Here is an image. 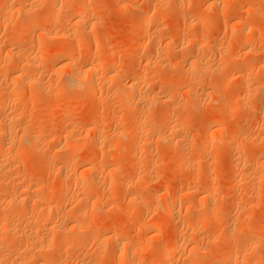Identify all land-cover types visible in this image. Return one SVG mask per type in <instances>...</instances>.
I'll list each match as a JSON object with an SVG mask.
<instances>
[{
    "label": "rangeland",
    "instance_id": "obj_1",
    "mask_svg": "<svg viewBox=\"0 0 264 264\" xmlns=\"http://www.w3.org/2000/svg\"><path fill=\"white\" fill-rule=\"evenodd\" d=\"M28 3L31 5L29 4V6ZM68 3L65 4L66 8L62 9L63 12L57 10L58 12L55 14H60L55 15L54 12L56 11L50 9V0H0V8L13 4L12 6L16 7L13 13L19 8L18 5L20 7L25 4L28 5V8L25 7L27 5L24 6L26 12L19 13L16 11L17 14L14 13L10 17L12 21L9 20L12 26L11 29L10 27H7V29H10L11 32L7 31L6 28V31L0 28V59H3L2 55L5 52L4 48L6 46H3L9 41L8 38H5L6 36H14L15 41H13V44L22 51L23 55L28 52L29 54L32 53L30 54L32 57L36 54L35 52H40L43 47L44 51L41 52L45 54L39 60V64L37 63L36 71L35 66H29L35 71H32L33 74L31 72L32 76L28 74L29 70L26 69V74L34 80L29 78L30 80L28 79L25 82L26 85H31L34 82L45 83L48 80L52 82L54 80L56 84H62L65 80L67 82V79H70L72 63H76V66L74 64L73 66H75L74 70L78 72L79 69V71H82L81 68L83 69L86 63L97 61L96 59L104 56H110L109 59L114 60L113 65L118 61L116 62L117 65H112V70H115L114 72L118 75L120 74L121 84L128 82L130 79L139 78L140 82L141 80L142 82L147 81V84L141 82L142 89L146 86L144 87L146 92H150L151 88L154 92L157 91L152 94L158 98L157 105V101L150 104L148 98H145L146 100L142 99L146 103L148 102V106H145L146 109H153V112L151 109L148 111V114H152L146 115V120L149 121L147 123L152 126L155 124L154 127L157 129L155 130L153 127L154 129H149L147 132L144 125L142 127L132 126L131 123L137 116L140 107L137 108L135 105L132 107L130 104L127 107L130 111L123 109L121 106L122 100L127 98L128 92L107 91L109 86L106 83L107 81L99 82H102V85L99 86L100 90L97 89L98 85H96L98 92H87L83 83H81L82 79L79 85H76V87L75 84L73 85L75 88L70 85L68 87L70 91L67 88V92L66 90L62 91V93L53 96L52 99L47 97V90L45 94H43V90H40L43 91L42 94H40V91L35 93L31 91L35 89L29 88L28 85L29 89L26 87L20 98L16 100V104L13 102L14 106L24 110L20 109V112L19 108L12 109L15 111V115H17L16 113L20 115L19 120L22 121L23 119L26 122L29 120L27 123L23 122L27 129L23 128V132L20 131L21 133L17 131L19 133L14 136L17 143L20 142L17 140L21 137L20 140L24 145L23 143H16L21 148H15L12 151V157L11 154L9 157L10 164L5 163V170L11 172L4 170L5 173L1 174L3 176L6 173H11L12 178L20 179L23 177L24 181L27 180L30 185L24 195H29L30 190L32 192L36 185L44 188L46 194L41 199H47L54 207L56 214L59 217L63 216L64 219L49 218L46 224L43 219L47 218V215H43L37 224L31 223V227L21 223L16 211H0V218L2 219L0 230L6 231L8 237L0 238V252L9 251L8 253L12 255L21 253L24 256L26 253V260L22 258L25 262L20 261L24 262L23 264H40L39 262H42V264H131L132 262V264L134 262L136 264H264V0H86L89 12L90 10L95 12L96 17L92 19L95 25L91 26L92 31L87 29L82 32L81 30L78 31L75 26L73 28L83 33L87 50L83 47L79 48L76 45L77 41H73V37L68 41L60 36L50 40L49 37H46L47 34L44 33L45 31L49 33L54 30V26L56 27L55 30H66V28L68 31L71 30L70 24L65 23L61 26L63 17L70 16L76 5L72 2ZM131 3L136 5L132 7ZM68 6L69 9L71 7L70 10ZM27 12L37 21L30 26L28 31L19 33L18 27L25 25L23 21H25V17H28V15L22 17V14L25 15ZM52 12L54 15L47 19V16ZM19 14L21 15L20 18ZM149 14L152 17L148 20ZM83 15L86 17V14ZM51 20L56 21L58 24H53L54 22H51ZM245 24L251 28L250 31L252 32L250 34L253 41L246 46H242L240 42L244 36L240 32ZM73 28L72 30H75ZM155 30L157 31V38ZM87 31L91 37L87 34ZM154 31L155 38L151 36ZM42 33L45 34L44 37ZM39 39L41 40L39 42L43 41V44L41 47L39 45L38 49L36 46ZM152 39L156 40L155 42L160 41L155 43ZM189 40L192 43L195 42L194 47H191ZM95 41L97 42L95 44L103 48L102 51L93 50L91 46ZM166 42L171 45L173 43V45L168 46ZM184 42H188L186 46ZM180 43H184V45L181 46ZM196 43H201L198 46L202 47L200 50L198 49L199 51L196 49L198 48ZM62 46L73 51L74 54L61 61V63L59 60L62 57L58 52V48H62ZM1 48L4 52L1 51ZM154 48L156 49L154 50ZM177 48H179V52L181 51L180 53ZM28 53L26 56H29ZM196 54H198V57L200 55L201 58L199 57V59L202 64L211 65V68L207 71V75L200 80L185 78L182 70H185L187 65L184 62L186 63L191 56ZM180 55L183 57L184 67L182 60L179 62ZM75 57L79 59L77 58V60ZM176 58L179 63H176ZM158 61L159 63H157ZM144 62L149 63V65H144ZM154 62L158 66H155ZM238 62L244 63L245 67L238 70L235 66ZM0 66H2L1 60ZM53 69L57 71L55 72ZM141 69H146L144 70V73H146H143L142 76L143 78L146 77L145 80L140 76V74L142 75L141 71L143 72ZM9 71L8 68L0 67L1 85L5 84L3 80L10 77L8 76ZM97 71L100 72L99 75L104 72L101 69ZM36 72L38 75H35ZM180 73H182L183 79ZM40 78L42 82H40ZM7 80H5V86L10 84ZM103 83L108 86H103ZM147 85H150L149 89ZM103 89L106 93H114L109 94L111 100L109 95L104 94ZM189 91L192 93H187ZM30 92L32 93L31 99L35 98V94L46 96H42L44 100L46 98L45 102L38 95L40 100L37 101V98L34 100H36V105L39 106H36L35 103L32 105L29 97ZM161 94L167 97L170 94L172 95V99L167 98L169 104L161 101L164 99V97L158 96ZM119 95H121V98H119ZM2 96L4 98L1 93L0 97L2 98ZM112 96L114 100H112ZM243 96L246 100L249 99L250 103L248 102L245 108H240L241 111L235 119L230 121L227 107L223 106V108L217 103L222 100L221 102L226 103L227 106L234 104L239 106L242 103V99L239 97L243 98ZM161 97L162 99L159 100ZM100 98H102L101 101ZM28 101L29 103H26ZM116 101H118V104L115 103ZM113 102L121 107L114 105ZM41 104H44V106ZM117 107L120 112L116 109ZM134 107L137 108V111L133 110ZM11 108H13L12 104L8 109ZM8 109L2 113L8 114L10 112L9 115H11L13 111ZM12 114L14 115V112ZM113 118H116V120L113 121ZM215 118L217 121L220 120V123L217 124L218 122H216L217 126L213 125L207 131L209 129L217 130V133L212 136V139L208 138L211 146L202 153L200 146L204 141V128L211 122V119ZM117 120H119V124L116 122ZM39 123L44 125H41L42 128L38 132L40 136L43 135L41 138L42 144L34 151L25 137L36 132L35 129L40 125ZM174 124L182 127V134L175 132L174 135L171 128L169 127L170 130L167 128V126H174ZM68 125L73 128L71 133L66 132L65 128ZM94 128L98 134L101 135L102 132L105 135L101 136V138L105 137L102 141L105 145L99 143L100 146L96 144V147L91 144L94 143L92 140H94L93 137L96 134V130L93 131ZM141 129L146 130L142 131ZM64 131L67 136H65ZM114 133L119 137L114 136ZM179 133L181 138L178 137ZM19 135L21 136L18 139ZM57 135H60L61 138L54 142L52 137ZM172 135L177 136L176 139L173 138L174 141H172ZM67 138H69V141ZM170 138L173 143H171ZM227 139H230V141ZM82 140L84 141L82 142ZM104 140H108L109 144ZM177 140H179V143H176ZM69 143L71 146L76 145L79 151L74 152L72 155L66 154L65 151ZM137 147L141 150L135 149ZM59 149L65 159L77 166V175H84L86 180L89 181L87 183L88 186L93 187V193L82 194L78 190L79 188L76 189L77 187L70 185L68 178L64 181L67 182L66 186L59 183L61 174L59 175L60 168L57 166H60V164L55 160L57 159L55 155L60 154ZM84 153H88V157L93 154L92 162L88 163L86 161L88 157ZM101 155L103 156L101 157ZM47 157L50 158V163L45 162L48 159ZM235 162L237 163L236 166ZM101 166L114 167L113 169L117 170V179L111 180L105 170H102V173L100 170L99 175L92 179L91 174H88V168L93 173ZM234 167H238L235 168V170L237 169L236 173H240H237L238 179L245 176L247 178L248 175L249 178L247 181L242 178V181L238 180L239 182L230 186L228 181H230L232 173H235ZM217 171H220V177L213 184V177L217 174ZM194 176L195 178H192ZM128 180H131V182L128 183ZM123 181H127V184ZM1 182L2 179L0 180V197L2 199L5 194L10 193L12 187H9L11 184L9 180L5 181V185ZM31 184L34 188L31 187ZM67 186L69 187L67 188ZM180 190H187L184 193L188 192L189 194L179 197ZM59 194L61 199L56 201L55 198ZM73 194L77 198L76 201L72 198ZM52 196L55 198H52ZM62 196L64 197L62 198ZM68 198L71 201L74 199L76 203L73 202L72 205ZM141 198H143V202L140 201ZM82 199L84 202H82ZM173 200H176V205L174 212H172L174 217L171 218L170 214L165 211V203ZM79 202L81 204H78ZM210 203L213 206V209L209 210L210 212L201 210L203 206L206 209V204L208 206ZM76 204H78V207ZM85 215L86 219H84ZM71 219L84 224V228L73 229L70 235L65 237L62 231L66 230L64 227L72 222ZM12 222L16 223L14 229L12 228ZM30 227L31 230H36L35 232L39 233V238L41 234H50V243L46 240L48 246L45 245V242H40L41 238L40 240L35 238L37 240L35 242L31 240L28 246L27 239L23 238L18 231L24 229L27 233ZM122 227L124 230L122 232L118 231ZM55 228L60 229V233L63 234L58 233L55 234L56 236L51 234V232H59L55 231L57 230ZM231 229H235L236 234L228 235V231ZM15 232H18L20 236L14 234ZM39 242L47 248L42 247L43 250L42 248L37 251L32 250V255L31 253L28 254L27 248L38 246L40 245ZM175 242H178L177 244L182 247L174 254L168 255V250ZM45 249L47 251L49 249V251L47 252ZM119 255L121 256L119 257ZM10 260V258H0V264L19 263Z\"/></svg>",
    "mask_w": 264,
    "mask_h": 264
},
{
    "label": "bare ground",
    "instance_id": "obj_2",
    "mask_svg": "<svg viewBox=\"0 0 264 264\" xmlns=\"http://www.w3.org/2000/svg\"><path fill=\"white\" fill-rule=\"evenodd\" d=\"M6 2V1H5ZM68 2H72V3H75L76 5L74 6V7H72V8H74V10H72L71 12H72V14L68 17V16H66L65 18L63 17V20L61 21V26H63V24L65 25V23L66 24H70V26H71V30L70 31H68V29L66 28V30H64V29H61V30H55L56 29V27L54 28L53 27V29L54 30H51L49 33H47L46 31L44 32L45 34H47V36L46 37H49L48 39H52V38H54V37H56V36H60L62 39L64 38V40H69L70 38H72L73 37V41L75 40V42L77 41V43H76V45H78L79 46V48L80 47H83V48H85L86 46V41H85V37H84V35H83V33L82 32H84V30L86 31L87 29H92V25H95V22H94V24H93V22H92V19L94 18L95 19V12H93L94 10H90V12H89V10H88V5L86 4V0H50V9H51V11H56V12H54V14L55 13H57L58 11H62V9H65L66 8V6H65V4L66 3H68ZM88 2V1H87ZM4 3V2H3ZM19 3V2H18ZM22 3V2H21ZM26 3V2H25ZM49 3V2H48ZM20 4V3H19ZM23 4H24V2H23ZM23 4H21V5H23ZM30 3H28V5H29ZM69 4V3H68ZM13 5V4H12ZM4 6L3 8H0V28H3L5 31H6V29H7V27L9 28L10 27V29H11V26H12V23L10 22V20L9 19H11L10 17L12 16V14L14 15V13H15V15L17 14V12H19V13H24V11L26 12L27 10H25L24 8L25 7H27L28 8V5L27 4H25V5H27V6H19L18 5V9H16V11L13 13V10H15L14 8H16L15 6ZM31 5V4H30ZM29 5V6H30ZM71 5V4H70ZM69 5V6H70ZM136 4L135 3H131V6L132 7H134ZM48 6H49V4H48ZM69 6H68V9H69ZM121 6V5H120ZM23 7V8H22ZM26 8V9H27ZM95 8V7H94ZM67 9V10H68ZM70 9H71V7H70ZM69 9V10H70ZM29 10V9H28ZM58 10V11H57ZM152 10V9H151ZM23 11V12H22ZM65 11V10H64ZM29 12V11H28ZM27 12V13H28ZM32 12V11H31ZM63 12V11H62ZM153 12V11H152ZM25 13V15L24 14H22V17L23 16H26V15H28V17H25V21H23V23H25V25H20V27H18V32L19 33H23V32H25V31H28V29L30 28V26L32 25V24H34L37 20H35V19H33L31 16H30V14L28 13ZM53 14V12H52V14H49L48 16H47V19H49L50 17H52V15H54ZM60 13H58V14H55V15H59ZM61 14H63V13H61ZM83 14H86V17H84V15ZM20 15V14H19ZM65 15V14H64ZM62 16V15H61ZM21 17V15L19 16V18ZM31 17V18H30ZM68 17V18H67ZM151 17L152 16H150V14H149V16L147 17L148 18V20L149 19H151ZM19 18H17V19H19ZM26 18H27V20H26ZM67 18V19H66ZM22 19V18H21ZM24 20V19H23ZM11 21H12V19H11ZM20 21V20H19ZM47 21V20H46ZM20 22H22V21H20ZM19 22V23H20ZM39 22V21H38ZM51 22H54L53 24H55V25H57L58 23L56 22V21H52L51 20ZM51 22H49V23H51ZM56 22V23H55ZM245 23V22H244ZM243 23V24H244ZM17 24V23H16ZM242 24V25H243ZM53 26V25H52ZM59 26V25H58ZM57 26V27H58ZM75 26V28H78L77 30L79 31V30H81L82 32H78V31H76V29L75 28H73ZM17 27V26H16ZM6 28V29H5ZM60 28H63V27H60ZM72 28L73 29H75V30H72ZM239 28H240V26H239ZM10 29H7V31L9 30L10 31ZM17 29V28H16ZM58 29H59V27H58ZM2 30V29H1ZM14 30V29H13ZM50 30V29H49ZM240 30V29H239ZM251 30V28H249L248 26H247V24H245L244 26H242V29H241V32L240 33H242L243 34V36H244V38L243 39H241V45L242 46H246V45H248V44H250L253 40V38L251 37V34H250V32H252V31H250ZM17 31V30H16ZM35 31V30H34ZM92 31V30H91ZM156 31V30H155ZM155 31L154 32H152L151 34H153V35H151V36H154L155 34H156V38H157V31H156V33H155ZM182 31V30H181ZM254 31V30H253ZM11 32V31H10ZM14 33V32H13ZM93 33V32H92ZM155 33V34H154ZM44 34V35H45ZM87 34L90 36V34L88 33V31H87ZM180 34V33H179ZM42 35H43V33H42ZM44 35H43V37H44ZM85 35H86V33H85ZM183 35V34H182ZM237 35H238V33H237ZM87 36V35H86ZM149 36V35H148ZM45 37V38H46ZM91 37V36H90ZM241 37V36H240ZM5 38H8L7 40H9L8 41V43H3L4 44V46L3 47H5L4 48V50H5V52H4V50H3V48H1V51L3 50V52H4V56L2 55V57H3V59H0L1 60V64H2V66L4 67V68H8V69H10V73L8 74V76H10V77H8L7 79H5V80H7V82H10V84L9 85H6L5 86V84H6V82H5V80H3L4 82L3 83H5V84H3V85H1L0 84V94L2 93V95H4V98H3V96H2V98H1V100H0V176L2 177H0V180L2 179V182H1V184L3 183H5V181H10L11 182V184H10V186L9 187H12L11 189V191H10V193L8 192V194H5L4 196H3V198L1 199V197H0V211H16L17 213H18V216H19V218H20V221H21V223H24L25 225H30L31 223L33 224H37V222H39L40 221V219H41V217L43 216V215H47V218L45 219H43V221H45V223L47 224V220L50 218V219H53V218H56L57 220H63L64 219V217L63 216H58V214H56V212H55V209H54V207H52L51 206V204L47 201V199L46 200H43V199H41L42 197H44L45 196V194H46V192H45V189L44 188H42V187H38L39 185H36L35 186V188H34V186L32 185L31 187H33L34 189H33V191L31 192V190H30V192H29V195H24L25 193L24 192H26L27 191V189H28V187H29V185H30V183L29 182H27V180H23L22 178H18V179H15L14 177L12 178L11 176H12V174L11 173H6L5 175H3L2 176V174H4L5 173V168H6V164L5 163H7V164H10V159H9V157H10V154H11V157H12V151L15 149V148H21L20 147V145H17V144H22L23 142H22V140H20L21 139V135H19L18 136V139H19V137H20V139L19 140H17L19 143H17L16 141H15V138L16 137H14L15 135H17L20 131L21 132H23V128H25L26 127V125H25V123H27L26 122V120L25 121H23V119H22V121L21 120H19V114L18 113H16L17 115H15V111H13L15 108H19V107H16V106H14V103L16 104V100H18L19 98H20V96H21V94L25 91V89H26V87L28 86L29 88H34L35 90H31L32 92H35V93H38L40 90H43L44 91V93H43V91L41 92L40 91V94H45L46 93V90H47V93H46V95H48L47 97H51V99H52V97L53 96H56L58 93H62V91H65L68 87H70V85H74L75 84V87H76V85H79L80 84V82L82 81V79H83V81L81 82V83H83V85H84V87H85V90L87 91V92H98V90L97 89H99V86H100V84L102 85V82L101 83H99L100 81H103V82H105V81H107L106 83H108V85L106 84V85H104L105 83H103V86H108L107 87V91H117V90H119V91H122V92H128V96H127V98L126 99H120V100H122L123 102H122V104H121V106H122V108L123 109H127V107H128V105H132V107L135 105V106H137V108H138V106L140 107L139 108V110L137 111L136 109V107H134V109L133 110H136L137 111V116L133 119V121H132V126H136V127H142V125H144L145 127H146V129H141L142 131H147L148 132V130L150 129H154L155 127V124L152 126V125H149L147 122H149L148 120H146V115L148 114V111H149V109H151V108H148V109H146V107L145 106H148V102L146 103V99L145 98H148L149 99V103L151 104V103H153V102H155V101H157V103H156V105L158 104V98H156V97H154L155 95H152V94H154V93H156V92H154L153 90H152V88L150 89V92L152 91V93H150V92H146L145 91V88L144 87H146V86H144V84H143V89H142V84H141V82H142V80H141V82H140V80H139V78H136V79H128L129 81L128 82H123L122 84L120 83V77H119V75L117 74V73H115L114 71L115 70H112V67L113 66H115V64H116V62H118V61H116L115 62V64L113 65V61L114 60H112V58H110L109 59V57L108 56H104V57H101L100 59L98 58V59H96L97 61H94V62H91V63H89L88 62V64L86 63L84 66H83V63H82V66H83V69L81 68V70L82 71H79L78 70V72L77 71H75L74 70V67L76 66L75 64L76 63H72L71 65H72V70L70 71L71 73H70V79H67L68 81L67 82H62V84H56L55 82H54V80H53V82L52 81H47V82H42V79H41V81L40 82H42V83H37V82H34L33 84H28V85H26V80H28L29 78H31V77H29L28 76V74H30V76H32L31 75V72L35 69V71H36V68H37V63L39 62V60L44 56V52H41L44 48L42 47L41 48V50H40V52L39 51H37V52H35L36 54H34V56H32L31 57V55L30 54H32V53H28L29 54V56H26V54L27 53H25L24 55H23V53H22V51L21 50H19L18 48H16L15 47V45L13 44L14 42L13 41H15V38H14V36H6ZM58 38V37H57ZM104 38V37H103ZM154 38H155V36H154ZM235 38H236V36H235ZM1 39V38H0ZM47 39V40H48ZM55 39V38H54ZM149 40H150V37L148 38ZM175 39V38H174ZM53 40V39H52ZM92 40V39H91ZM170 40H172V39H170ZM195 40V39H194ZM193 40V41H194ZM239 40V39H238ZM4 41V40H3ZM2 41V42H3ZM6 41V40H5ZM37 41V40H36ZM35 41V42H36ZM39 41H41L40 39L38 40V45H37V43H35V45H37L36 46V48L40 45V47L42 46V44H43V41L42 42H39ZM93 41H94V39H93ZM97 41V40H96ZM93 42V45L91 46L92 48H93V50H96V51H98L99 52V50L100 51H102L103 50V48L102 47H100L99 45H97V44H95V43H97V42ZM152 41H154L153 39H152ZM156 41V40H155ZM154 41V42H155ZM158 41V40H157ZM160 41V40H159ZM159 41L158 42H155V43H159ZM173 41V40H172ZM176 41V40H175ZM234 41V40H233ZM240 41V40H239ZM92 42V41H91ZM189 42H191L190 40H189ZM167 43V42H166ZM176 43V42H175ZM178 43V42H177ZM185 43V46H186V43H188V42H184ZM184 43L182 44V43H180V44H182L181 46H183L184 45ZM192 43V42H191ZM190 43V45H192L191 47H194L193 45H195L194 43L195 42H193L192 44ZM32 44V43H31ZM88 44V43H87ZM154 44V43H153ZM168 44V46H170L171 44L170 43H167ZM201 45V43H196V47H198V46H200ZM203 44V43H202ZM34 45V44H33ZM109 45V44H108ZM155 45V44H154ZM172 45H173V43H172ZM171 45V46H172ZM188 45V44H187ZM189 45V46H190ZM204 45V44H203ZM202 45V46H203ZM45 46V45H44ZM47 46V45H46ZM102 46V45H101ZM159 46V45H158ZM165 46L167 47V45L165 44ZM180 45L178 46L179 48L181 47ZM184 46V47H185ZM189 46H188V48H189ZM207 46V45H206ZM205 46V47H206ZM48 47V46H47ZM106 47V46H105ZM175 47V46H174ZM208 47H210V46H208ZM207 47V48H208ZM214 47V46H213ZM29 48V47H28ZM35 48V49H36ZM91 48V49H92ZM107 48V47H106ZM108 48H109V46H108ZM179 48H177V50L179 49ZM202 48V47H201ZM200 47H198V48H196L197 49V51H199L200 49H201ZM210 48H212V47H210ZM209 48V49H210ZM38 49H39V47H38ZM78 49V48H77ZM82 49V48H81ZM86 50H87V48H85ZM89 49H90V47H89ZM111 49V48H110ZM156 48H154V50H155ZM199 49V50H198ZM211 50H213V49H211ZM25 51V50H24ZM44 51V50H43ZM75 51H76V49H75ZM90 51V50H89ZM161 51V50H160ZM176 51V50H175ZM196 51V50H195ZM196 51V52H197ZM26 52V51H25ZM58 52L60 53V55H61V57H62V59H60L59 60V62H61V61H64V59H66V58H68V57H71V56H73V51H70V50H67V48L65 49L63 46H62V48H58ZM178 52H179V50H178ZM181 52V51H180ZM179 52V53H180ZM156 53V52H155ZM84 54V53H83ZM105 54V53H104ZM108 55H109V53H108ZM112 55V54H111ZM153 55V54H152ZM157 55V54H156ZM166 55V54H165ZM82 56V55H81ZM154 56H155V54H154ZM158 56V55H157ZM1 57V58H2ZM31 57V58H30ZM47 57V56H46ZM45 57V58H46ZM112 57V56H111ZM120 57V56H119ZM168 57H169V55H168ZM179 57H181V55L179 56ZM199 57H200V55H199ZM199 57H198V54H196L195 56H191L190 57V59L189 60H187V64L184 62V64L185 65H187L186 66V69L185 70H182L183 72V76H185V78L186 77H188V78H193V80H194V78H195V80H200V79H202V78H204L206 75H207V71L208 70H210V68H211V65H208V64H202V62H200V59H199ZM76 58V57H75ZM78 58V57H77ZM76 58V59H77ZM201 58V57H200ZM79 59V58H78ZM77 59V60H78ZM148 59V58H147ZM183 59V57H181V59H180V61L179 60H177V58L175 59V60H177V62L176 63H179V62H181V60ZM203 59V58H202ZM201 59V60H202ZM118 60V59H117ZM160 60V59H159ZM154 61V60H153ZM152 61V62H153ZM156 61V60H155ZM179 61V62H178ZM206 61V60H205ZM120 62V61H119ZM146 62V61H145ZM144 62V65H149V63H145ZM147 62H148V60H147ZM151 62V63H152ZM162 62V61H161ZM62 63V62H61ZM78 63V62H77ZM155 63V62H154ZM157 63H159V61L157 62ZM23 64H27V65H23ZM39 64V63H38ZM73 64L75 65V66H73ZM153 64V63H152ZM161 64V63H160ZM165 64V63H164ZM182 64H183V60H182ZM184 64H183V67H184ZM24 66V69H23V66ZM113 65V66H112ZM117 65V64H116ZM143 65V66H144ZM163 65V64H162ZM180 65H181V63H180ZM2 66H0V67H2ZM27 66H28V68H27ZM29 66H32V67H34V69H32V67H30L29 68ZM155 66H158V64H156L155 63ZM236 66V68L238 69V70H240L241 68H243V67H245V64L244 63H239L238 62V64L237 65H235ZM162 67V66H161ZM165 67V66H164ZM181 67V66H180ZM26 69H28L29 71H28V74H26ZM30 69H32V70H30ZM78 69V68H77ZM98 69H101V71H104L101 75H99L100 74V72L99 71H97ZM127 69V68H126ZM158 69H159V67H158ZM5 70V69H4ZM38 70V69H37ZM47 70V69H46ZM141 70H143V69H141ZM140 70V71H141ZM144 70H146V69H144ZM144 70H143V72L141 71V73H142V75L140 74V76L142 77L143 76V73H144ZM148 70H149V68H148ZM147 70V71H148ZM35 71H33V72H35ZM53 71H57L56 69H53ZM97 71V72H96ZM150 71V70H149ZM30 72V73H29ZM33 72H32V74H33ZM54 72V73H55ZM53 73V74H54ZM58 73V72H57ZM96 73H98V74H96ZM138 73V72H137ZM146 73V72H145ZM144 73V74H145ZM148 73V72H147ZM182 73H180V75H181V78L183 79V77H182ZM37 74V72L35 73V75ZM150 74H151V72H150ZM38 75V74H37ZM102 75H104L103 77H101ZM138 75V74H137ZM66 76V75H65ZM139 76V75H138ZM147 76V75H146ZM143 78V77H142ZM146 78V77H145ZM145 78H143L144 80H145ZM187 78V79H188ZM2 79V78H1ZM31 79H33V78H31ZM39 79V78H38ZM45 79V78H44ZM141 79V78H140ZM30 80V79H29ZM34 80V79H33ZM64 80V79H63ZM44 81V80H43ZM154 81V80H153ZM156 81V80H155ZM2 82V81H1ZM30 82V81H29ZM144 82V81H143ZM142 82V83H143ZM160 82V81H159ZM32 83V82H31ZM97 83H99V84H97ZM144 83H146L147 84V81H145ZM145 84V85H146ZM150 84V83H149ZM82 85V86H83ZM96 85H98V87L96 86ZM151 85V84H150ZM150 85H147L148 87V89H149V86ZM71 86V87H72ZM27 87V88H28ZM74 87V86H73ZM74 87V88H75ZM78 87V86H77ZM83 87V88H84ZM96 87H97V89H96ZM156 87V86H155ZM28 88V89H29ZM189 88V87H188ZM27 89V90H28ZM72 89V88H71ZM169 89H171L170 87H169ZM68 90H69V88H68ZM83 90V89H82ZM100 90V89H99ZM101 90H102V86H101ZM104 90V89H103ZM147 90V89H146ZM164 90V89H163ZM167 91H168V88L166 89ZM190 90V89H189ZM30 91V90H29ZM38 91V92H37ZM70 91V90H69ZM119 91H117L116 93H118ZM188 91V90H187ZM66 92H67V90H66ZM65 92V93H66ZM103 92V91H102ZM104 92H105V90H104ZM112 92V93H113ZM154 92V93H153ZM165 92V91H164ZM34 93V94H35ZM100 94H102L101 92H99ZM98 93V94H99ZM111 92H109V93H104L105 95H109V94H112ZM170 93H171V91H170ZM175 93V92H174ZM187 93H189V94H191L192 92L191 91H189V92H187ZM31 92H30V99H31ZM40 94H38L39 95V97L41 96V98H42V101H44L45 102V100H46V98H45V100L43 99V97L42 96H44V95H40ZM64 94V93H63ZM114 94V93H113ZM164 94V93H163ZM173 94V93H172ZM38 95L37 94H35L34 96H35V98H37V101L38 100H40V98L38 99ZM101 96V95H100ZM118 96V95H117ZM120 97L119 98H121V95H119ZM125 96H126V94H125ZM158 96H162V97H164V99L163 100H161L162 99V97L159 99V100H161V101H165V102H167V98H171V94H170V96L169 97H167L166 95H158ZM175 96H176V93H175ZM174 96V97H175ZM241 97H242V95H240ZM24 97V96H23ZM44 97H46V96H44ZM63 97V96H62ZM67 97V96H66ZM65 97V98H66ZM98 97V96H97ZM106 97V96H105ZM110 97H111V95H109V99H110ZM238 97V96H237ZM236 97V98H237ZM241 97H239L240 99H242V103L239 105V106H237V105H225L226 103H222L221 101L219 102V103H217L219 106H226L227 107V109H228V116H229V120L230 121H232V120H234L235 119V117L238 115V113H239V111H241L240 110V108H245V106H247L248 105V102L250 103V101H248V100H246L245 98H244V96H243V98H241ZM33 98V97H32ZM34 98V99H35ZM70 98V97H69ZM102 98H103V95H102ZM102 98H100L99 100L101 101V99ZM112 98H113V96H112ZM34 99H31V104L33 105L35 102H36V100H34ZM116 99V98H115ZM142 99H145L144 101H145V105H144V101L142 100ZM147 99V100H148ZM172 99V98H171ZM170 99V100H171ZM25 100V99H24ZM33 100H34V102H33ZM68 100V99H67ZM103 100H104V98H103ZM108 100V99H107ZM111 100V99H110ZM112 100H114V98L112 99ZM117 100H118V98H117ZM141 100H142V102H143V105H142V102H141ZM109 101V100H108ZM119 101V100H118ZM118 101H116L115 103H117ZM160 101V102H161ZM14 102V103H13ZM99 102V101H98ZM110 102V101H109ZM141 102V103H140ZM164 102V103H165ZM24 104H25V101L23 102ZM26 103H29V101L28 102H26ZM39 103V102H38ZM114 103V102H113ZM114 103V105H116ZM120 103H121V101H120ZM168 104H169V100H168V102H167ZM13 105V108H11L10 110H12L13 112H14V115L11 113V115H9V113L8 114H4V113H2V112H4V111H7L6 109H8L9 107H10V105ZM37 103H35V105H36ZM110 104V103H109ZM118 104V103H117ZM163 104V103H162ZM41 105H43L44 106V104H41ZM77 105V104H76ZM108 105V104H107ZM112 105V104H111ZM27 106V105H26ZM25 106V107H26ZM36 106H39V105H36ZM66 106V105H65ZM110 106V105H109ZM116 106H120V105H116ZM120 106V107H121ZM154 106V105H153ZM152 106V107H153ZM165 106V105H164ZM20 107H21V105H20ZM80 107V106H79ZM99 107V106H98ZM112 107V106H111ZM113 107H115V106H113ZM223 107V108H224ZM31 108V107H30ZM43 108H45V107H43ZM104 108H105V105H104ZM219 108V107H218ZM222 108V109H223ZM20 109H22V108H19V111L21 112V110ZM48 109V108H47ZM71 109V108H70ZM106 109V108H105ZM117 110H118V112H120L119 111V109H118V107L116 108ZM129 109V108H128ZM126 110V111H130V110ZM9 110V109H8ZM9 110V111H10ZM17 110V109H16ZM22 110H24V109H22ZM26 110V109H25ZM28 110V109H27ZM101 110V109H100ZM107 110H109V109H107ZM117 110H115L116 112H117ZM153 109H151V111H152ZM150 111V112H151ZM225 111V110H224ZM16 112H18V111H16ZM102 112V111H101ZM106 112V111H105ZM139 112V113H138ZM153 112V111H152ZM23 113V112H22ZM22 113H20L21 115H22ZM31 113V112H30ZM94 113V112H93ZM104 113V112H103ZM109 113V112H108ZM111 113V112H110ZM125 113V112H124ZM127 113V112H126ZM98 114V113H97ZM150 114H152V113H150ZM150 114H148V115H150ZM24 115V114H23ZM31 115V114H30ZM96 115V114H95ZM107 115V114H106ZM110 115V114H109ZM108 115V116H109ZM119 115V114H118ZM127 115V114H126ZM125 115V116H126ZM147 115V116H148ZM98 116V115H97ZM96 116V117H97ZM105 116V115H104ZM120 116V115H119ZM213 116V115H212ZM23 117V116H22ZM32 117V116H31ZM106 117V116H105ZM116 117H118V116H116ZM216 117V116H215ZM18 118V119H17ZM111 118V117H110ZM109 118V119H110ZM217 118V117H216ZM216 118L215 119H211V122H209L206 126H205V131H204V141H203V143L201 144V146H200V151L202 152V153H204L206 150H208V147H210L211 145L209 144L210 142L208 141L209 139V137L212 139L213 137L212 136H214V134H216L217 133V130H211V129H209V131H207L208 130V128L209 127H213V125H216V122H218L217 124H219L220 123V120H216ZM26 119V118H25ZM108 119V118H107ZM112 119V118H111ZM118 119V118H117ZM126 119H128V118H126ZM116 120V118L114 119L113 118V121H115ZM120 120V119H119ZM119 120H117L116 122L118 123V121ZM123 120V119H122ZM121 120V121H122ZM23 122H25V123H23ZM91 122V121H90ZM104 122V121H103ZM65 123H67V122H65ZM91 123H93V122H91ZM29 124V123H28ZM38 124V123H37ZM40 125H38L37 127H36V132H34L33 130V132L34 133H31V134H29V135H27V133H25L26 135V139L28 140V142L30 143V146L32 147V150H34V149H38V147L39 146H41L40 144H42L41 143V138H42V136H40L39 135V130L42 128V126L41 125H43V124H41V123H39ZM119 124V123H118ZM152 124V123H151ZM171 125V124H170ZM167 126V128L169 129V127L171 128V132H173V134L175 135V132H180L181 133V131H182V127H179L178 125H175L174 124V126ZM30 126V125H29ZM44 126V125H43ZM131 126V127H132ZM217 126V125H216ZM215 126V128H217ZM74 127V126H73ZM93 127V126H92ZM154 127V128H153ZM31 128V127H30ZM72 127H70V125H68V126H66V132H70L71 133V131L73 130V128L71 129ZM84 128H86V127H84ZM89 128V127H88ZM19 129H22V130H19ZM25 129H27V128H25ZM71 129V130H70ZM122 129V128H121ZM134 129V128H133ZM157 128H155V130H156ZM213 129V128H212ZM92 130V129H91ZM96 129L94 128V130L93 131H95ZM170 130V129H169ZM168 130V131H169ZM17 131H19V132H17ZM26 131V130H25ZM31 131V132H32ZM219 131H221V130H219ZM20 132V133H21ZM99 132H101V131H99ZM120 132V131H119ZM150 132V131H149ZM171 132H170V134H171ZM17 133V134H16ZM64 133H65V131H64ZM74 133V132H73ZM96 133V134H95ZM95 133L93 132V135L95 134V136L93 137L94 138V140H92L94 143H91V144H94V146H96V144H98L99 145V143H101L102 145H105V143L104 142H102L103 141V139H105V137H103V138H101V136H105V135H103L102 134V132H101V135L100 134H98L97 133V130L95 131ZM123 133V132H122ZM125 133V132H124ZM146 133V132H145ZM180 133H179V136L178 137H180ZM66 135L65 136H67V133H65ZM120 134V133H119ZM144 134V133H143ZM182 134V133H181ZM186 134V133H185ZM125 135V134H124ZM133 135V134H132ZM146 135V134H145ZM60 135H57V136H54V137H52V139H53V141L55 142H57V140H59V138H61V137H59ZM72 136V135H71ZM114 136H116L115 135V133H114ZM113 136V137H114ZM142 136V135H141ZM116 137H119V136H116ZM127 137V136H126ZM171 137V136H170ZM177 137V136H176ZM176 137L175 136H173L172 135V141H174L175 139H176ZM23 138V137H22ZM70 138V137H69ZM69 138H67V140L69 139ZM72 138V137H71ZM122 138V137H121ZM173 138H175L174 140H173ZM181 138V137H180ZM179 138V139H180ZM102 139V140H101ZM114 139H115V137H114ZM178 139V138H177ZM23 140H24V138H23ZM71 140V139H70ZM72 140H73V138H72ZM71 140V141H72ZM214 140V139H213ZM228 141H230V139H227ZM226 140V141H227ZM66 141V140H65ZM69 141V140H68ZM70 141V142H71ZM75 141H77V140H75ZM84 140H82V142H83ZM91 141V142H92ZM104 141H106V140H104ZM108 141V140H107ZM106 141V142H107ZM170 141H171V138H170ZM171 141V143H173ZM212 141V140H211ZM231 141H232V139H231ZM67 142V141H66ZM74 142V141H73ZM81 142V141H80ZM81 142V143H82ZM88 142V141H87ZM119 142V141H118ZM122 142V141H121ZM141 142V141H140ZM176 142V141H175ZM17 143V144H16ZM28 143V144H29ZM75 143V142H74ZM78 143V142H77ZM108 143V142H107ZM106 143V144H107ZM176 143H179V140H177V142ZM244 143V142H243ZM109 144V143H108ZM117 145H118V143H116ZM121 144V143H120ZM119 144V145H120ZM228 144V143H227ZM240 144V143H239ZM23 145H24V143H23ZM101 145V146H102ZM93 146V145H92ZM94 146H93V149H94ZM100 146V145H99ZM112 146H114V145H112ZM186 146V145H185ZM237 146V145H236ZM239 146V145H238ZM25 147H27V146H25ZM97 147V146H96ZM95 147V148H96ZM136 147V146H135ZM28 148V147H27ZM142 148V147H141ZM214 148V147H213ZM26 149V148H25ZM29 149V148H28ZM109 149V148H108ZM135 149H139V150H141L139 147H137V148H135ZM23 150V149H22ZM21 150V152H23ZM27 150V149H26ZM36 150H34V151H36ZM60 150V149H59ZM58 150V151H59ZM62 150H64L63 148H62ZM103 150V149H102ZM65 151V150H64ZM79 151V149H78V147L76 146V145H70V143H69V146H68V148L66 149V151H65V153L66 154H73L74 152H78ZM84 151V150H83ZM61 152V150L59 151V153ZM94 152H95V150H94ZM102 152V151H101ZM104 152V151H103ZM102 152V153H103ZM89 153V152H88ZM87 153V154H88ZM24 154V153H23ZM62 154H64L63 152H62ZM81 154L83 155V153H82V151H81ZM85 154V153H84ZM87 154H85V155H87ZM4 157H3V156ZM58 155V156H57ZM57 155H55L56 157H57V159H55L56 161H57V163H59L60 164V166H57V167H59L60 168V173H59V171H58V173H59V175H60V180H59V183L60 184H64L65 186H66V184H67V182L65 183L64 181H66V178H68L69 179V183H70V185L71 186H73V187H77L76 189H78V190H80L81 192H82V194H84V193H90V192H92L93 193V191H94V189H93V187L91 188V185L90 186H88V183L87 182H89V181H87L86 180V178H85V176L84 175H77V166L72 162V163H70L71 161H69L68 159H65L62 155H61V153L60 154H57ZM60 155V156H59ZM84 155V156H85ZM92 155V156H91ZM201 155V154H200ZM78 156V155H77ZM81 156V155H80ZM83 156V157H84ZM96 156V155H95ZM103 155H101V157H102ZM240 156V155H239ZM238 156V157H239ZM68 157V156H67ZM87 157H88V155H87ZM93 154H90V157H88L87 158V162L88 163H90V162H92V160H93ZM21 158V157H20ZM48 159H46L45 160V162L46 163H50L49 161H50V158L49 157H47ZM82 158V157H81ZM22 159V158H21ZM79 159H80V157H79ZM51 160H52V157H51ZM243 160V159H242ZM248 160V159H247ZM17 161V160H16ZM75 161V160H74ZM96 161V160H95ZM87 162H86V164H87ZM237 162H239L238 160H237ZM15 163V162H14ZM95 163V162H94ZM245 163V162H244ZM13 164V163H12ZM52 164H53V162H52ZM234 164V163H233ZM236 162H235V166H236ZM239 164V163H238ZM14 165V164H13ZM89 165V164H88ZM91 165V164H90ZM101 165V164H100ZM99 165V166H100ZM109 166H111V165H109ZM176 166V165H175ZM239 166V165H238ZM242 166V165H241ZM8 167V166H7ZM93 167V166H92ZM97 167V166H96ZM118 167V166H117ZM210 167V166H209ZM88 168V167H87ZM114 168V167H113ZM113 168H110V167H98L93 173H91L90 171V168H88L89 169V171H88V174L90 173L91 174V178L93 179V178H95L96 177V175L98 176L99 174H98V172L101 170V173H102V170L104 171H106L107 173L106 174H108V176H109V178L111 179V180H116L117 179V175H116V171L117 170H114ZM235 168H238V167H234V171H235V173H232V176L230 177V181H228L229 182V185L231 186V185H233V184H235V183H237V182H239L238 180H241L242 178L244 179H246V181H247V179L249 178L248 176H247V178H246V176L245 177H242V178H240V179H238V175H237V173H236V171H237V169L235 170ZM240 168V167H239ZM9 169V168H8ZM10 169H11V167H10ZM87 169V170H88ZM95 169V168H94ZM211 169V168H210ZM209 169V170H210ZM5 170V171H4ZM205 170V169H204ZM239 170V169H238ZM8 171V170H7ZM6 171V172H7ZM206 171V170H205ZM233 171V172H234ZM8 172H11L10 170L8 171ZM239 172H241L240 170H239ZM2 173V174H1ZM16 173V172H15ZM205 173H207V172H205ZM216 173V172H215ZM243 173V172H242ZM118 174V173H117ZM238 174H240V173H238ZM11 175V176H10ZM58 175V176H59ZM73 176V177H72ZM230 176V175H229ZM219 177H220V171L218 172L217 171V174H215L214 175V179H213V181L212 182H214V181H216L217 182V179H219ZM192 178H195V176L194 177H192ZM91 179V180H92ZM131 179V178H130ZM137 179V178H136ZM191 179V178H190ZM242 179V180H243ZM250 179H252V178H250ZM139 180V179H138ZM189 180V179H188ZM193 180V179H192ZM241 180V181H242ZM29 181V180H28ZM129 181L131 182V180H128V183H129ZM191 181V180H190ZM190 181H188V182H190ZM195 181V180H194ZM10 182H8V183H10ZM142 182V181H141ZM145 182V181H144ZM123 183H126L127 184V181L126 182H124L123 181ZM146 183V182H145ZM144 183V184H145ZM250 183V182H249ZM213 184H215V182L213 183ZM250 184H252V183H250ZM5 185V184H4ZM7 185V184H6ZM124 185V184H123ZM228 185V186H229ZM248 185V184H247ZM253 185V184H252ZM251 185V186H252ZM69 186H67V188H68ZM107 187V186H106ZM142 187V186H141ZM253 187V186H252ZM32 189V188H31ZM191 189V188H190ZM34 190H35V192H34ZM69 190V189H68ZM72 191V190H71ZM79 191V192H80ZM182 191V192H181ZM184 191H187V190H180V194L179 193H176V194H179V197H183L184 195H186V194H189L188 192H185L184 193ZM188 191H191L192 192V190H189L188 189ZM190 192V193H191ZM194 192V191H193ZM27 193V192H26ZM32 193V194H31ZM31 194V195H30ZM48 194V193H47ZM61 194V193H60ZM60 194L55 198V197H53L52 196V198H55L56 199V201H58V200H60L61 199V196H60ZM76 194V193H75ZM175 194V195H176ZM62 195V194H61ZM70 195V194H69ZM174 195V196H175ZM191 195H193V193H191ZM190 195V196H191ZM194 195L195 196H197V194H195L194 193ZM24 196H28V197H24ZM173 196V197H174ZM187 196V195H186ZM206 196V195H205ZM209 196V195H208ZM208 196H207V200H208ZM64 196H62V198H63ZM70 198H71V196H69ZM204 197V196H203ZM70 198H68L69 200H70ZM72 198H74L75 199V201H76V199L77 198H75V196H74V194H73V196H72ZM71 198V199H72ZM205 198V197H204ZM250 198V197H249ZM67 199V200H68ZM74 199L71 201V203H72V205H73V202L74 203H76L75 201H74ZM178 199V198H177ZM176 199V200H177ZM81 200V199H80ZM80 200H78V201H80ZM145 200V199H144ZM176 200H173V201H167L166 203H165V211L168 213V214H170V217L172 218V217H174V215L172 214V212H174L173 210H174V207H175V201ZM206 200V199H205ZM204 200V201H205ZM69 201V202H70ZM140 201H142L143 202V198H141L140 199ZM60 202V201H59ZM82 202H84V200L82 199ZM178 202V201H177ZM71 203H69V204H71ZM206 203H208L207 201H206ZM78 204H81L80 202L78 203ZM78 204H76L77 205V207H78ZM209 204V203H208ZM211 204L212 203H210V205H208L207 206V204H206V209H204V207L205 206H203V208L201 209V210H207L208 212H210L212 209H213V206H211ZM214 205V204H213ZM191 208V207H190ZM200 208V207H199ZM187 210V209H186ZM210 210V211H209ZM215 210V209H214ZM173 215V216H172ZM201 215V214H200ZM56 216V217H55ZM74 217H76V216H74ZM66 218V217H65ZM84 219H86V215L84 216ZM1 218H0V222H1ZM72 220V219H71ZM15 222H17L16 220H15ZM15 222H12V228L14 229L15 228ZM41 223V222H40ZM45 223H44V225H45ZM200 223V222H199ZM84 224H80V223H78L77 222V220H72V222L70 223V224H68V225H66L64 228L66 229H64L63 228V230H65V231H62L63 233H64V235L63 236H65V237H67L68 235H70V232L73 230V229H81V228H84V226H83ZM31 226V225H30ZM27 227V226H26ZM29 227V226H28ZM32 227V226H31ZM31 227H30V229L27 231V233H25V231H24V229H22L23 231H18L20 234H21V236H23V238H25V239H27V242H28V246H29V242L31 241V240H34V242H35V240L37 239V238H39V233H37V232H35L36 230H31ZM34 227V226H33ZM45 227V226H44ZM57 228H60V227H57ZM57 228H55V229H57ZM12 229V230H13ZM53 230V229H52ZM52 230H49V231H52ZM60 229H57V230H55V231H59ZM62 230V229H61ZM122 230H124V228L122 227V228H120L118 231H120V232H122ZM18 232H15L14 234H16L17 236L19 235L20 236V234H18ZM61 231H59V232H54V233H52L51 232V234H54V236H56L58 233H60ZM229 232V234L228 235H234V234H236V232L237 231H235V229L233 230V229H231L230 231H228ZM63 233H60L61 235L63 234ZM56 234V235H55ZM41 235H44V234H41ZM40 235V238H41V241L40 242H45V245H47L48 246V243L46 242V240H48L49 241V236H50V234H46L45 233V235L44 236H41ZM53 236V237H54ZM0 238H8L7 237V232L6 231H2V230H0ZM34 238V239H33ZM36 238V239H35ZM40 238H39V240H40ZM51 239V238H50ZM78 239V238H77ZM1 240V239H0ZM38 240V239H37ZM36 240V241H37ZM40 242H39V244H40ZM80 242V241H79ZM116 243H117V241H115ZM47 243V244H46ZM49 243H50V241H49ZM178 243V242H177ZM176 242L170 247V249L168 250V255L169 254H174L176 251H178L179 250V248L180 247H182V246H179L180 244H177ZM32 244V243H31ZM30 244V245H31ZM33 245V244H32ZM34 245H36V244H34ZM45 245H43V243H41L40 245H38V246H31V247H26L27 248V253L28 254H30L31 252H32V250H35V251H37L38 249H41L42 247H44ZM50 245V244H49ZM182 245V244H181ZM51 247V246H50ZM49 247V248H50ZM44 248H47V247H44ZM127 249H129V248H127ZM182 249V248H181ZM42 250H43V248H42ZM46 250V249H45ZM133 250H134V248H133ZM132 250V251H133ZM47 251V250H46ZM48 251H49V249H48ZM47 251V252H48ZM129 251H130V249H129ZM9 252V251H8ZM8 252H0V258L2 259H11L13 262H19L18 264H23L25 261L24 260H22V258L23 259H25L26 260V253H25V256L23 255V254H14V255H12L11 253H8ZM11 252V251H10ZM41 252V251H40ZM35 254V253H34ZM31 255H32V253H31ZM121 255H119V257H120ZM122 258V257H121ZM10 260V261H11ZM28 260V259H27ZM20 261H24L23 263L22 262H20ZM122 261V260H121ZM4 263V262H3ZM40 264H42V262H39ZM50 263V262H49ZM60 263V262H59ZM133 263V262H132ZM131 263V264H132ZM2 264V263H1ZM7 264V263H6ZM134 264H136L135 262H134ZM151 264V263H150Z\"/></svg>",
    "mask_w": 264,
    "mask_h": 264
}]
</instances>
